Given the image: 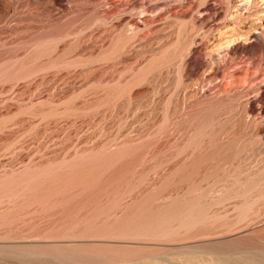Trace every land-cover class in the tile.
I'll return each mask as SVG.
<instances>
[{
	"label": "rangeland",
	"instance_id": "obj_1",
	"mask_svg": "<svg viewBox=\"0 0 264 264\" xmlns=\"http://www.w3.org/2000/svg\"><path fill=\"white\" fill-rule=\"evenodd\" d=\"M0 264H264V0H0Z\"/></svg>",
	"mask_w": 264,
	"mask_h": 264
}]
</instances>
